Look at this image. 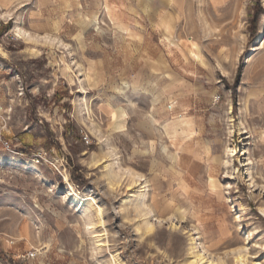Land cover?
I'll return each instance as SVG.
<instances>
[{"label":"rangeland","instance_id":"1","mask_svg":"<svg viewBox=\"0 0 264 264\" xmlns=\"http://www.w3.org/2000/svg\"><path fill=\"white\" fill-rule=\"evenodd\" d=\"M197 252L264 264V0H0V264Z\"/></svg>","mask_w":264,"mask_h":264},{"label":"bare ground","instance_id":"2","mask_svg":"<svg viewBox=\"0 0 264 264\" xmlns=\"http://www.w3.org/2000/svg\"><path fill=\"white\" fill-rule=\"evenodd\" d=\"M88 200H93L92 197L87 196V197H75L72 199V203L76 204L78 207H82L84 205V203ZM151 229V227H150ZM193 249V248H191ZM201 261V264H216L214 260H210L208 258H206L203 254L201 253H195L193 258L189 261V264H195L196 262ZM237 262L238 264H246V259L244 258V256L240 255L237 257Z\"/></svg>","mask_w":264,"mask_h":264},{"label":"trees","instance_id":"3","mask_svg":"<svg viewBox=\"0 0 264 264\" xmlns=\"http://www.w3.org/2000/svg\"><path fill=\"white\" fill-rule=\"evenodd\" d=\"M8 26L6 25V26H4V28H7Z\"/></svg>","mask_w":264,"mask_h":264}]
</instances>
